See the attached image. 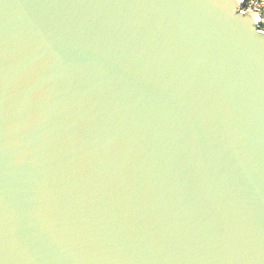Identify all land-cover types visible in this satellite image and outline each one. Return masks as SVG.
I'll return each instance as SVG.
<instances>
[{"label":"water","instance_id":"obj_1","mask_svg":"<svg viewBox=\"0 0 264 264\" xmlns=\"http://www.w3.org/2000/svg\"><path fill=\"white\" fill-rule=\"evenodd\" d=\"M242 0H0V264H264V31Z\"/></svg>","mask_w":264,"mask_h":264},{"label":"built area","instance_id":"obj_2","mask_svg":"<svg viewBox=\"0 0 264 264\" xmlns=\"http://www.w3.org/2000/svg\"><path fill=\"white\" fill-rule=\"evenodd\" d=\"M239 11L244 12L250 9L258 16L259 24L257 30L264 31V0H242V5H239Z\"/></svg>","mask_w":264,"mask_h":264}]
</instances>
